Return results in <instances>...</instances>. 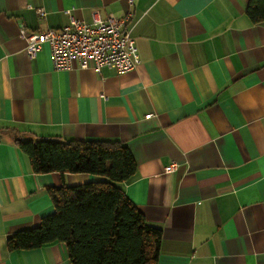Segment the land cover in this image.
Masks as SVG:
<instances>
[{
    "label": "crops",
    "instance_id": "0c3cea01",
    "mask_svg": "<svg viewBox=\"0 0 264 264\" xmlns=\"http://www.w3.org/2000/svg\"><path fill=\"white\" fill-rule=\"evenodd\" d=\"M246 4L0 0V264H69L62 242L9 251L7 237L51 212L47 186L94 179L34 173L17 137L126 144L137 168L123 189L162 231L157 264H264V22ZM94 10L132 13L137 69L56 70L48 45L25 53L21 30Z\"/></svg>",
    "mask_w": 264,
    "mask_h": 264
},
{
    "label": "trees",
    "instance_id": "16d2710c",
    "mask_svg": "<svg viewBox=\"0 0 264 264\" xmlns=\"http://www.w3.org/2000/svg\"><path fill=\"white\" fill-rule=\"evenodd\" d=\"M245 13L264 22V0H247ZM34 173H87L93 180L47 186L51 212L7 237L9 251L62 242L69 264H157L160 228L146 221L124 192L136 172L129 147L117 140L15 138Z\"/></svg>",
    "mask_w": 264,
    "mask_h": 264
},
{
    "label": "built area",
    "instance_id": "2783aa9c",
    "mask_svg": "<svg viewBox=\"0 0 264 264\" xmlns=\"http://www.w3.org/2000/svg\"><path fill=\"white\" fill-rule=\"evenodd\" d=\"M131 5L133 0H127ZM43 14V9H36ZM69 17L68 24L48 28L42 32L21 30L26 41L25 53L33 57L43 46L48 45L51 66L56 70H65L77 64L84 69L92 67L97 73L103 68H112L117 72L137 69L140 58L134 38L130 35L132 13L129 11L120 18L110 15L102 18L98 10L91 14V22ZM150 114L145 115L148 118ZM176 163L164 167L165 173L174 171Z\"/></svg>",
    "mask_w": 264,
    "mask_h": 264
}]
</instances>
